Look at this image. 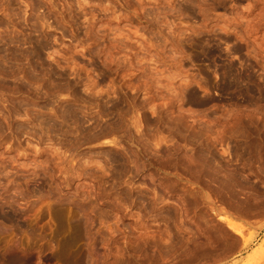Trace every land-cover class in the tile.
<instances>
[{"label": "rangeland", "instance_id": "rangeland-1", "mask_svg": "<svg viewBox=\"0 0 264 264\" xmlns=\"http://www.w3.org/2000/svg\"><path fill=\"white\" fill-rule=\"evenodd\" d=\"M263 207L264 0H0V264H264Z\"/></svg>", "mask_w": 264, "mask_h": 264}, {"label": "bare ground", "instance_id": "bare-ground-1", "mask_svg": "<svg viewBox=\"0 0 264 264\" xmlns=\"http://www.w3.org/2000/svg\"><path fill=\"white\" fill-rule=\"evenodd\" d=\"M202 39H203V38H202ZM199 41H200V40H199ZM203 42H205V41H203ZM211 42H212V41H211ZM206 43H207V42H206ZM197 44H199V43H197ZM201 44H202V43H201ZM210 45H211V44H210ZM204 47H205V46H204ZM206 48H207V47H206ZM33 76H34V75H33ZM33 76H32V77H33ZM21 87H22V86H21ZM191 95H192V94H191ZM190 97H191V96H190ZM193 99H194V98H193ZM193 99H192V100H193ZM194 100H195V99H194ZM196 100H197V99H196ZM196 100H195V101H196ZM118 101H119V100H118ZM118 101H117V103L119 104ZM190 101H191V100H190ZM192 102H193V101H192ZM198 102H199V101H198ZM201 102H202V101H201ZM190 103H191V102H190ZM193 103H195V102H193ZM122 104H123V103H122ZM115 105H116V104H115ZM110 106H111V105H110ZM120 107H121V105H120ZM118 108H119V106H118ZM104 109H105V108H104ZM114 109H115V108H114ZM63 111H64V110H63ZM69 111H70V110H69ZM69 111H68V113H70ZM78 111H79V110H78ZM103 111H104V110H103ZM105 111H106V110H105ZM114 111H115V110H114ZM122 111H123V110H122ZM100 112H101V111H100ZM106 112H107V111H106ZM108 112H109V111H108ZM116 112H117V111H116ZM62 113H63V112H62ZM71 113L74 114L73 112H71ZM102 113H103V112H102ZM118 113H119V112H118ZM118 113H117V114H118ZM121 113H122V112H121ZM121 113H120V114H121ZM105 114H106V113H104V115H105ZM107 114H108V113H107ZM115 114H116V113H115ZM115 114H114V115H115ZM60 115H61V114H60ZM101 115H102V114H101ZM63 116H64V115H63ZM65 116H66V113H65ZM80 116H81V115H80ZM80 116H78V117H80ZM61 117H62V115H61ZM78 117H76V118H78ZM63 118H64V117H63ZM66 118L68 119V117H66ZM118 118H119V117H118ZM42 119H44V118H42ZM50 119H51V118H50ZM53 119H54V118H53ZM70 119H71V118H70ZM70 119H69V120H70ZM116 119H117V118H115V120H116ZM39 120H40V119H39ZM64 120H65V119H64ZM73 120H74V117H73ZM76 120H77V119H76ZM113 120H114V119H113ZM121 120H122V119H121ZM121 120H119V121H121ZM50 121H51V120H50ZM61 121H62V119H61ZM70 121H71V120H70ZM80 121H81V120H80ZM117 121H118V120H117ZM117 121H116V122H117ZM122 121H123V120H122ZM75 122H76V121H75ZM81 122L83 123V121H81ZM41 123H44V122L41 121ZM45 123H46V122H45ZM45 123H44V124H45ZM49 123H52V121L49 122ZM62 123H63V122H62ZM65 123H66V122H65ZM68 123H69V122H68ZM72 123H73V122H72ZM77 123H78V122H77ZM114 123H115V122H114ZM117 123H118V122H117ZM117 123H116L115 125H113V126L115 127V126L117 125ZM39 124H40V122H39ZM63 124H64V123H63ZM63 124H62V127H63ZM73 124H75V123H73ZM79 124H80V123H79ZM118 124H119V123H118ZM120 124H121V123H120ZM45 125H46V124H45ZM74 126H75V125H74ZM76 126H77V125H76ZM76 126H75V127H76ZM81 126H82V125H81ZM120 127H121V126L119 125V129H120ZM53 128H54V127H53ZM55 128H56V127H55ZM57 128H58V126H57ZM59 128H60V127H59ZM80 128H81V127H80ZM122 128H123V126H122ZM76 129H77V127H76ZM78 129H79V128H78ZM120 130H121V129H120ZM78 131H79V130H78ZM114 131H115V128L113 129V132H114ZM116 131L118 132L119 130L116 129ZM79 132H80V131H79ZM115 134H116V132H115ZM116 135H117V134H116ZM113 142L115 143V141H113ZM114 143H113V144H114ZM200 152H201V151H200ZM200 152H199V153H200ZM114 155H115V157H116L117 154H114ZM202 157H203V156H202ZM117 158H118V157H117ZM117 158H116V159H117ZM121 158H122V157H121ZM113 159H114V158H113ZM202 159H203V158H202ZM122 160H123V159H122ZM122 160H121V162H122ZM126 160H127V159H126ZM126 160H125V161H126ZM113 162H114V160H113ZM119 162H120V161H119ZM121 162H120V163H121ZM126 162H127V161H126ZM123 163L126 164L125 162H123ZM118 164H119V163H118ZM116 165H117V164H116ZM119 165H120V164H119ZM119 165H118V166H119ZM121 165H122V164H121ZM125 166H126V165H125ZM123 167H124V165H123ZM120 168H121V167H120ZM125 168H127V167H125ZM125 168H124V169H125ZM117 169H118V168H117ZM118 170H119V169H118ZM121 171L125 172V171L123 170V168H122ZM259 207H260V206H259ZM263 208H264V207H263ZM221 218H223V219L225 220V222H227V226H229L232 230H234V231L236 232V234H237V233H238V234L240 233L238 230H236V229L233 227V225H232V221H231L230 219L225 218V217H223V216H221Z\"/></svg>", "mask_w": 264, "mask_h": 264}]
</instances>
